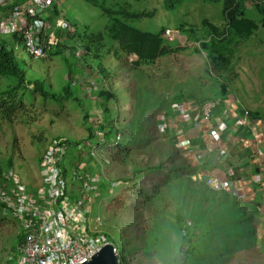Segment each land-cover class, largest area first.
I'll use <instances>...</instances> for the list:
<instances>
[{"label":"rangeland","instance_id":"obj_1","mask_svg":"<svg viewBox=\"0 0 264 264\" xmlns=\"http://www.w3.org/2000/svg\"><path fill=\"white\" fill-rule=\"evenodd\" d=\"M54 1L58 2L60 13L54 16L53 24L56 25L59 19H64L68 23H64L61 27V36L57 41L58 43L68 42L67 45L73 44L71 47L77 48L76 56L72 55L66 60L61 55L53 56L51 59L34 58L27 51L26 44L21 38L0 33V43L13 51L20 64L27 70L28 78L45 79L47 83H53L57 91L68 83H72L78 97V100L70 98L60 102L50 100L45 102L40 96L35 105L28 103L26 111L18 113L13 121L0 119V162L4 163L9 158H13L15 175L30 187L39 186L42 181L41 157L52 140L65 138L72 142H82L90 135L89 129L94 130V134L98 136L100 134L104 136V133L99 130L100 124L105 123V118L112 121L117 118L115 110L118 100L110 98L107 101L98 92L99 88L108 85L100 73L99 60L93 61V58L89 57L88 62L84 61L86 54H84L81 38L67 40L66 35L75 32L72 24L80 28L88 26L90 32H105L109 24L108 16L99 7L86 0ZM100 1L117 11L122 9L121 4L127 3L126 6L131 10L151 12L150 15L133 24L151 32H158L163 28L178 31V44L184 49L167 59L161 58L154 63L144 64L143 71L137 76L132 75L136 73L130 72L121 65L114 51L105 57L103 60L105 67L111 68L112 71L119 70L121 82L115 85V92L119 96L121 93L123 95L121 98L123 118L120 128L124 126V119L133 120L132 117L141 115L146 121L149 134L145 139L140 136V133L134 134L135 144L133 143L131 147L133 150L126 162L122 161V157L117 158V162L111 158L113 152L118 153L115 149L110 153L111 163L106 165L104 171L101 172L98 167H93V172L104 173L110 181L120 180V176L127 181L126 178H132L133 173L138 171L141 165H153L161 159L156 149L157 144L162 148L171 147L180 150L182 147L191 146L193 139V135H189L191 131L187 132L186 125L179 121L181 117L171 111L169 112L173 124L171 130L179 134L177 138L174 135L173 139H169L166 135H162V129L159 131L156 129L158 118L161 117L163 110L168 108V103L165 104L167 96L171 98L172 95L174 97L190 96L196 101H215L221 96L220 91L225 86L229 89L230 96L226 100L227 103L224 102L229 107L223 117L226 118L230 114L238 121L235 127L231 128L232 130L240 126L243 120V112L237 107L238 102L243 103L249 110L258 111L262 120L252 125L253 131H257L259 135L258 140L249 141L242 138L241 144L240 139L236 138L232 131L223 141L218 138L212 141L213 145L223 143L225 146L223 149H229L230 146L233 150L232 158L229 150L226 154H222L220 147L216 153L215 150H211L212 155L203 152L204 162H213V165L219 166L221 171L223 169L228 173V178L231 176L241 181L240 195L237 192L234 193V190L221 191L213 188L207 181L210 177L209 173L202 175L201 180L198 170L191 175L182 172L178 177L169 178L166 174L151 172L142 177L137 175L126 183L122 180L120 183H115L113 197L102 200L101 196L98 206L94 207L90 214L91 218L96 219L100 216L103 219V225L99 229L112 234L116 233L117 225L119 231L123 233L125 228L121 227L123 224L130 227L132 264H174L177 259H181L179 257L183 238L179 228V216L183 217L182 222L186 226L189 225V234L193 237L194 244L207 247L204 250L205 257L190 264H264V207L259 203L261 194L259 191L264 192V175L254 176L250 165L260 164L264 167V158H262L264 157V27L260 26L249 40L239 39L236 33L231 34L225 40V44H230L231 50L234 49L229 54L230 64L225 68H216L213 67L214 64L210 65V60L196 40L200 38L210 40L213 33L221 35L225 30V33H228L225 16L227 0L218 2L186 0L178 7L171 9L164 6V0ZM258 1L264 0H248L246 3L250 11L249 15L257 21L261 18L254 7ZM183 27L193 29L197 34L193 36L191 33L184 34L180 30ZM215 38L214 41L218 39ZM132 93H134L135 101L129 102L127 95L132 96ZM27 102H32L30 95L27 96ZM205 103L200 106V112L191 116L187 114L188 120H191V117L201 119ZM131 106H133V113L127 109ZM107 107H110L111 111L108 112ZM85 114L90 115L87 121L84 119ZM251 119L249 116L250 123H252ZM176 125L179 128L183 127L187 134L178 132L174 127ZM204 129L209 131L207 128ZM195 130L198 129L195 128ZM221 131L222 129L215 123L209 132L213 134V132L221 133ZM220 133L216 135L219 137ZM252 148L258 159H254V155H248L252 153ZM241 149L243 150L237 156ZM193 150L198 148L181 150L179 157L194 162L197 158ZM89 151L90 147L86 145L81 150L75 148L70 150L69 157L64 161L68 179L72 165L80 160L90 159L89 154L85 158L80 157L81 152ZM251 157V161L242 168V162L249 161ZM81 172L87 173L84 169ZM181 178H183L182 181L178 180ZM135 185L146 189L148 196L155 187L161 188L164 193L156 202L149 203V206H141V210L138 211L135 203L143 202L144 197L137 198ZM118 200L126 202L127 205L124 208H118ZM245 207L249 219V235L246 237L240 239L232 236L228 239L227 235H224L222 238L216 237L215 241H211L204 231L200 232V229L204 228L201 224L204 220L203 216L210 208L223 213L231 208ZM109 208L112 209L109 211ZM226 216L229 219L235 215L224 213V217ZM229 223L233 228L238 229L232 222ZM151 230L154 234L145 243L142 233ZM231 232L233 233V230ZM17 234L18 228L13 221L6 219L5 223L0 222V264H19L21 256L19 248L16 252L11 250L12 245H19Z\"/></svg>","mask_w":264,"mask_h":264},{"label":"trees","instance_id":"obj_2","mask_svg":"<svg viewBox=\"0 0 264 264\" xmlns=\"http://www.w3.org/2000/svg\"><path fill=\"white\" fill-rule=\"evenodd\" d=\"M90 2L91 4L99 7L102 12L108 16L109 24L106 27L105 32H90L89 27H77L74 24H72L75 28L74 33H69L67 35V40H71L74 38H81L83 41V49L84 54V61H87V58L91 57L93 58V61L99 60V70L102 74V77L105 81H107L108 85L107 87L104 86L102 88H99L98 92L99 95L102 98H106V100H110V98H115L118 100L117 102V109L115 110V113L117 115V118H115L113 121L108 120L105 118V123L102 125L100 124L99 130L104 133L103 140L98 138V135L94 134V130L89 129V136L84 141H91L96 144H102V142H105L107 144L113 145L118 137L120 136L121 139L117 141L116 146L112 147V151L118 150L117 154H114L113 152L112 159L117 162V158L120 159L122 157V161L126 162L128 160L130 153L132 152V145L134 142V139L136 138L134 134H139L140 136L145 139V137L148 136L149 131H147V124L146 121H144L143 116L137 115L132 121L124 119V126L120 128L121 120L123 118V105L121 98L123 97L122 93L121 95H117L115 92V85H119L121 82L119 79V70L116 69L114 71L111 70V68L105 67L103 64V60L106 56L110 55L112 51L115 52L116 58L120 61L121 65H124L127 70H129L132 74L137 76V74L141 71H143V65L147 63H154L155 61L164 58L167 59L172 54L178 53L183 51V47L178 44V38H175L173 40L168 39L165 36V33L168 28H163L158 32H151L146 31L144 29H141L134 25L133 23L135 21H138L148 15H150L151 12H144V11H134L129 9V7L126 6V4H121V10H114L111 7L106 6V4L103 1L100 0H86ZM186 0H164V6L167 9L176 8ZM211 2H218L221 0H207ZM248 0H227V6L225 9V16L227 18V31L226 34L225 31L221 33V35H218L216 33H213L211 35V39H199L196 40L199 43V47L202 51H204L207 58L210 60V65H213V67L216 68H225L226 65L230 64L229 60V54L234 50H231L230 44H225V40H227L228 37L231 36V34L236 33L239 36V39L249 40L251 37H253L260 29V26L264 27V1H258L255 4V10L256 13L261 16L260 20L257 21L254 19V17L249 15V8L246 7V3ZM118 4H120L118 2ZM49 18L51 21H54V16L58 15L60 13L59 10V4L57 1H54V7L53 10L50 11ZM59 26L56 27V30L54 31V37L51 41L52 44H48L49 49L44 57L42 59H51L53 56L61 55L65 58V60L72 56L77 55V48H72L71 46L73 44L69 43H58V37L61 36V27L62 24H60V21L58 20ZM68 24V23H67ZM208 24V23H204ZM184 34H190L191 36L196 35L197 32L193 29L183 27L180 29ZM215 30V29H214ZM16 38H21L26 44L25 36L24 34H13ZM222 36V37H220ZM14 37V38H15ZM217 37L218 39L214 41V38ZM15 38V41L17 40ZM216 39V38H215ZM231 43H234V41L230 40ZM14 42V41H13ZM238 42V41H236ZM115 43V44H114ZM228 43H230L228 41ZM232 45V44H231ZM17 46V44H16ZM198 47V48H199ZM17 48V47H16ZM72 49V50H70ZM69 53H68V52ZM197 51V50H196ZM68 53V55H67ZM77 58V57H76ZM212 60V61H211ZM88 62V61H87ZM92 64V62L90 63ZM92 65H90L91 67ZM224 91L221 93V96L216 99L223 100L221 104L216 108V110L213 113V119H217L216 123L227 121L229 122L230 118L223 119L224 113L226 111V106L224 102L226 103V100L229 98V89H227L225 86L222 87ZM73 84L68 83L65 85L61 90L57 91L55 90L53 83L49 84L47 81L41 78H28L27 70L20 64L18 61L16 55L13 53V51H10L6 46L2 45L0 43V119L13 121L14 118L17 116L20 112H25L27 109L28 103L31 105H35L38 97H42V100L45 102L50 100L53 102H60L63 99H77L74 90H73ZM31 96L32 102H27V96ZM170 97V96H169ZM176 98L172 99L170 102V107L172 110H175V104H179V101L182 97L175 96ZM185 97V96H183ZM127 100L130 102L135 101L134 100V93H132V96L127 95ZM205 102L209 100H204ZM204 101H198L199 103H204ZM138 104V103H137ZM237 104V103H236ZM132 107H129L130 113H133ZM238 110L243 112V115L248 112L249 116L252 118V123L249 124H241L239 127H237L234 131L236 138H244L253 140L255 138V133L253 131V124L258 123L262 120V116L258 111H252L249 110L248 107H246L241 102H238L237 104ZM125 110V109H124ZM107 111H111L110 107H107ZM163 111H166L163 110ZM166 114H169L167 112H163L162 115H160L161 119L158 118V122L155 125L157 131L161 130L162 135H166L169 139H173V136H176V132L174 133L171 128H169V118L166 116ZM165 119V123L162 122V119ZM90 115L85 114L84 119L87 121L89 120ZM233 120L231 123L235 125L237 118H232ZM230 124V123H229ZM228 126L226 127V132H228V129H230ZM152 126V124H151ZM95 127V126H94ZM149 127V126H148ZM163 127V128H162ZM224 133L221 134V136H225ZM139 136V138H141ZM177 137V136H176ZM224 139L226 137H223ZM65 138H55L52 141L55 140H64ZM69 143H72V145H78L81 142L76 141L72 142L68 139H66ZM140 141V139H138ZM83 142V141H82ZM156 148L158 150L159 155L161 156V159L156 164H144L140 166V169L138 171H135L133 173L132 178H126L127 181L132 180L139 176H144L147 173H162L166 174L169 177L175 176L178 177L180 173L186 172L189 175H191L193 172H196L198 170L199 173L205 175H208L209 171H211L212 168L217 167V165H212L209 162H204L202 158H197L196 161L190 162L186 158H180L179 155L182 153L181 150L186 151L185 147L180 149L176 148H162L158 144L156 145ZM174 147V146H173ZM166 156V158H165ZM80 157H83V153L81 152ZM118 159V160H119ZM131 159L132 156H131ZM95 164L99 169H101V164L93 159ZM171 163V164H170ZM256 167L259 168V165H254L253 168L256 170ZM14 168V161L13 158H9L6 160V162L2 163L0 162V187L1 188H7L9 180L5 179V175L10 173ZM197 172V173H198ZM104 174V173H103ZM104 179V182H102L100 187V195L102 196L101 199L106 198H112L114 193V188L111 187V183L113 182H120V180L124 181L121 176L119 177L120 180H111L104 175L102 180ZM169 180V179H168ZM180 181L183 180V178L178 179ZM169 183V181H167ZM138 185H135L134 188L137 189V198H143V202H136L135 208L139 211L141 210V206L148 205L149 203L156 202L164 193L163 190L159 187L153 188V192L148 196L147 190L144 188L137 187ZM220 193V192H218ZM264 198V195L262 196ZM121 199V198H119ZM227 201V198H226ZM239 202V201H238ZM127 205L124 201L117 202V207H125ZM234 207V206H232ZM112 208H109V211ZM245 208H231L226 212H216L214 208H210L203 216V221L201 224L204 228L200 229V232L204 231L206 233L207 238H209L211 241H215V238H222L224 235H227V238H231L232 236L238 237L240 239L246 237L249 235L248 228H249V219H248V212ZM224 213H229V215L234 214L235 216L232 218L230 217L227 219L228 216L224 217ZM6 219L11 220L16 225V228H18V234L16 238L19 241V245L11 246L12 252L18 251L19 246L24 240V235L22 232V229L20 227V224L14 220L11 217H8L4 214L3 211V205L0 202V222L5 223ZM183 217L179 216V228L182 232V238L183 243L181 246V256L177 259L176 263L174 264H190L200 258H204V250L207 249L206 246L196 245L194 244L193 237L189 234V225H185L184 222H182ZM229 222H232L234 226H236L238 229H235L231 226ZM124 228V233L119 231L118 225L115 227L116 233L112 234L110 232H105V236L110 239L116 246L118 250V257L120 258L121 264H132V257L133 253L131 251V232L128 226H121ZM230 229V230H229ZM233 230V233L231 232ZM229 231L231 233H229ZM153 231H149L146 233H142L144 237L145 243L146 241L153 236ZM1 242V241H0ZM9 260V259H8ZM7 260V262H8Z\"/></svg>","mask_w":264,"mask_h":264},{"label":"built area","instance_id":"obj_3","mask_svg":"<svg viewBox=\"0 0 264 264\" xmlns=\"http://www.w3.org/2000/svg\"><path fill=\"white\" fill-rule=\"evenodd\" d=\"M53 7L54 0H0V33L9 36L24 34L27 51L34 58H42L52 44L54 31L59 26L58 21H55V25L49 18ZM59 21L62 26L67 23L64 19ZM165 36L173 40L178 38L179 32L167 29ZM219 102L209 101L204 105L205 121L210 122L209 118ZM179 110L185 117L189 107L182 105ZM243 123H250L248 112L243 115ZM254 132L258 138L257 131ZM216 134L213 132V140L221 139ZM103 137L102 134L98 136L102 140ZM120 139L119 136L117 141ZM117 141L113 145L106 141L102 144L83 141L72 145L66 139L50 142L41 157L42 181L39 186L30 187L15 175L14 170L5 175L9 183L6 189L0 187V202L4 214L20 224L24 235L19 246V264H85L106 244L115 246L104 231L99 229L103 219L100 216L92 219L90 214L100 201L103 182L100 180L104 176L103 173L101 176L92 171L93 167L97 168L93 159L102 165V172L111 163L109 155ZM84 145L89 146L90 151L82 152L83 157L89 154L90 159L72 165L69 182L64 161L72 148L81 150ZM83 169L86 174H82ZM199 174L202 180L203 174ZM207 181L217 190L241 193L240 181L236 179H221L212 175ZM117 182L111 183V187H115ZM115 251L118 255L116 246Z\"/></svg>","mask_w":264,"mask_h":264},{"label":"crops","instance_id":"obj_4","mask_svg":"<svg viewBox=\"0 0 264 264\" xmlns=\"http://www.w3.org/2000/svg\"><path fill=\"white\" fill-rule=\"evenodd\" d=\"M224 91V89L222 88L221 89V93ZM230 93V92H229ZM180 97H182L181 98V100L179 101V108L182 106V105H186V106H188L189 107V115L191 116L192 114H194V113H196V112H200V106H202V104L203 103H199L198 102V100L196 101L195 99H193L192 97H183V96H180ZM174 98H176V97H174L173 95H172V98L171 97H169V96H167L166 98H165V101H166V103L165 104H167L168 103V108H165L166 109V111H164V112H167V113H169L170 111L171 112H173L176 116H178V117H181V119L179 120L180 121V123L181 124H184V125H186L185 127L187 128V132H190L189 133V135L190 134H192L193 135V139H192V141H191V146H188L187 148H185L186 150H188V149H193V148H195V149H197L198 148V150H193V152H195V155H196V158H202V157H204V155H203V152L205 151L206 153L208 152L210 155H212L213 153H211L210 151L211 150H215V153H216V151L217 150H219V147L221 148V153L222 154H226L227 153V151L229 150V155L231 156V158H232V149H231V147L229 146V149H223V147H225L224 146V144L222 143L221 144V146H220V144L218 145V144H211L212 143V141H213V137L211 136V132H209L210 131V128H212L214 125H215V123H216V120L217 119H213V121H212V123H211V125H210V127H207V124H203V121H202V118L201 119H196V117L195 118H192L191 117V120H188L189 118H188V116L186 115L185 117H184V115L181 113V111L180 110H178L177 108H175V110H172L171 108H169L170 106V102L172 101V99H174ZM168 100H171L170 102H167ZM205 102V101H204ZM227 103V102H226ZM243 104V103H242ZM226 107H229L228 106V104H227V106ZM227 110H228V108H227ZM166 116H168V118H169V128H172L173 127V124H172V122H171V120H170V116H169V114H166ZM229 122H227V121H222V122H218V123H216L218 126H219V128H221L222 129V131H221V134L222 133H224L225 134V132H226V127L228 126V124H229V127H230V129H228V132L225 134V136H223V137H226L227 138V135L231 132L232 133V127H234L235 125L234 124H232L231 122L233 121V120H231L232 119V116L229 114ZM179 119V118H178ZM163 123H165V122H167V121H165V119H164V117H163ZM184 122H183V121ZM175 127V129L179 132V131H181V133L182 134H187L186 132H185V129L183 128V127H181V128H179V126H174ZM195 128L196 129H198V130H195ZM204 128H207V129H209V131H207V130H205ZM196 131H198V132H196ZM176 132V131H175ZM218 134V133H217ZM182 148H184V147H182ZM181 148V149H182ZM250 148V147H249ZM242 151V149L239 151V153H237L236 155L237 156H239V154H240V152ZM215 155V154H214ZM248 155H254V159H258L257 158V154H256V152L255 153H253V148H252V153H250V154H248ZM262 158H264V157H262ZM251 159H252V157L250 158V160L249 161H243L242 162V164H241V167L242 168H244L243 167V165H246V164H248L250 161H251ZM211 164L213 165V162H211ZM251 165V170H252V174H254V176H256L257 174H260V176H262V175H264V167H261V166H259L260 167V170H259V168L258 167H256V170H254V168H253V166L254 165H252V164H250ZM256 165V164H255ZM257 165H260V164H257ZM220 172H222L223 174H221ZM226 173L227 172H225L223 169H222V171L219 169V166H217V167H214V168H212L211 169V171H209V175L211 176V175H218V176H220V177H223V178H225L226 177ZM264 190V189H263ZM261 194H260V198H259V203L261 204V206H263L264 207V198L262 197L263 195H264V192L262 191H259ZM260 206V205H259Z\"/></svg>","mask_w":264,"mask_h":264},{"label":"water","instance_id":"obj_5","mask_svg":"<svg viewBox=\"0 0 264 264\" xmlns=\"http://www.w3.org/2000/svg\"><path fill=\"white\" fill-rule=\"evenodd\" d=\"M85 264H121L120 258L116 254L115 246L106 244L102 250Z\"/></svg>","mask_w":264,"mask_h":264},{"label":"clouds","instance_id":"obj_6","mask_svg":"<svg viewBox=\"0 0 264 264\" xmlns=\"http://www.w3.org/2000/svg\"><path fill=\"white\" fill-rule=\"evenodd\" d=\"M209 101H213V100H209ZM209 101H207V102H209ZM216 101V100H215ZM217 101H220L219 103H218V105L215 107V109H214V111L216 110V108L219 106V104H221L222 102H223V100H221V99H219V100H217ZM206 102V103H207ZM205 103V104H206ZM177 106H178V104H175V107L177 108ZM214 111H213V113H214ZM226 111H228L227 110V107H226ZM189 113V112H188ZM225 114V113H224ZM228 116H229V114H228ZM201 117H202V121L204 122L203 124H207V127H210V125H211V123H212V120H213V118H211V120H210V122H208V121H205V119H204V116H203V114H201ZM224 119H225V117H223ZM228 117H226V119H227ZM232 118H234V117H232ZM237 122L238 121H236V123L235 124H237ZM220 126V125H219ZM218 126V127H219ZM235 127V126H234ZM237 127H239V125L237 126ZM163 128V127H162ZM233 128V127H232ZM217 133H220V132H217ZM255 133V132H254ZM211 136H212V133H211ZM177 138V137H176ZM220 138H221V140L223 141V137L221 136V133H220ZM240 139V141H241V144H242V141H243V139L242 138H239ZM258 140L259 139V137L258 138H254L253 140ZM222 144V143H221ZM221 144H220V146H221ZM243 150V149H242ZM257 165V164H256ZM260 166V165H259ZM227 175H228V173H226V177L225 178H223V177H220V176H218L219 178H221V179H234L233 177H227ZM258 175H260V174H258ZM239 180V179H238ZM240 181V180H239ZM241 182V181H240ZM242 195V194H241Z\"/></svg>","mask_w":264,"mask_h":264}]
</instances>
